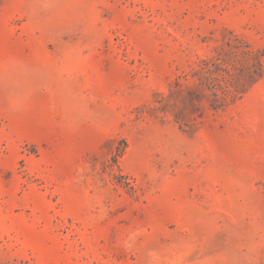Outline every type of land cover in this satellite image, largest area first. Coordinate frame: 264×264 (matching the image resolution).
Masks as SVG:
<instances>
[{"label":"rangeland","instance_id":"rangeland-1","mask_svg":"<svg viewBox=\"0 0 264 264\" xmlns=\"http://www.w3.org/2000/svg\"><path fill=\"white\" fill-rule=\"evenodd\" d=\"M0 264H264V0H0Z\"/></svg>","mask_w":264,"mask_h":264}]
</instances>
